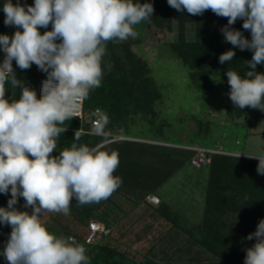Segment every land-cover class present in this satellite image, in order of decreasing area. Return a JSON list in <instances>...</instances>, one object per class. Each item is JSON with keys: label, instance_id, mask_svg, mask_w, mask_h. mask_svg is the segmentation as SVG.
Here are the masks:
<instances>
[{"label": "clouds", "instance_id": "obj_1", "mask_svg": "<svg viewBox=\"0 0 264 264\" xmlns=\"http://www.w3.org/2000/svg\"><path fill=\"white\" fill-rule=\"evenodd\" d=\"M177 11L192 16L211 10L227 18L221 28L224 41L241 51L253 52L245 61L251 71L242 77L226 72L229 98L234 106L264 111V0H167ZM4 24L15 26L14 35H0V193H11L7 207H0V224L11 227L0 255L8 264H89L87 249L74 237L57 236L43 224L45 212L70 214L73 198L80 206L107 200L122 183L114 173L118 153L80 144L75 134L70 147L58 155L57 141L66 131V120L76 117L78 101L102 83L103 57L107 44L135 37V26L150 21L154 7L139 0H34L32 5L5 0ZM241 19L246 38L230 26ZM51 30L43 32L40 28ZM22 29V31L20 30ZM59 41V42H57ZM235 51L219 56V63L232 61ZM13 61L21 70L35 64L47 74L41 94L18 79ZM109 69L111 65L107 66ZM10 89L12 96L7 95ZM19 89V99L14 98ZM103 134V128L94 129ZM241 154H239L240 156ZM238 156V158H239ZM257 172L264 175V155ZM22 197L25 208L15 205ZM255 243L246 249L244 264H264V219L246 239Z\"/></svg>", "mask_w": 264, "mask_h": 264}, {"label": "rangeland", "instance_id": "obj_2", "mask_svg": "<svg viewBox=\"0 0 264 264\" xmlns=\"http://www.w3.org/2000/svg\"><path fill=\"white\" fill-rule=\"evenodd\" d=\"M17 2L25 6L34 4V0H12L13 4ZM139 2L153 4L154 13L150 21L135 26V37L111 41L112 46L117 47L116 52L105 55L110 69L120 70L130 62L141 69L145 64V70L139 72L141 79L145 75L152 79V89L147 95L149 100L153 98V113H141L140 116L130 114L135 130L133 138L128 140L172 149L180 154V161L186 163L178 171L165 159L164 153L158 159L149 157L146 160L148 168L140 179L146 184L141 182L130 186L121 180L122 183L109 200L88 204L98 208L90 224L99 222V219L112 225L110 244L121 256L130 259V264H244L246 249L256 242L255 238L248 240L246 237L256 231L262 219L260 211L251 214L243 207L230 212V218H227L226 211L207 214L206 191L210 168L195 164L194 153L197 154L196 149L201 148L233 157L241 154L239 158L251 160L258 158L248 155H264V111L250 107L240 109L233 105L228 95L230 86L226 72L242 63L247 50L241 51L224 41L221 28L227 25V18L218 17L211 10L192 16L186 10L180 12L170 7L167 0ZM4 3L5 0H0V15L4 14ZM230 27L251 39L250 31L243 29V20L238 19ZM16 30L13 26H6L4 20L0 21V35L12 36ZM49 30L51 24L47 29H39L41 34ZM212 31L217 33L219 41L206 43L205 34ZM199 50L213 52L204 59L208 66L203 61L194 64L189 62L190 58L187 59ZM228 50L235 51L232 61L219 63V56ZM180 51H186L185 54L189 56L182 58ZM4 55L0 49V62ZM15 66L13 61V68ZM22 73L30 77L28 80L35 84L34 90L38 95L40 78L47 74L35 64L30 69L22 70ZM201 73L202 77L195 84L192 74ZM63 127L66 131L60 135L53 155L66 148L60 144L63 140L67 142L70 133L76 132L75 128ZM139 133L142 137L138 136ZM97 146L95 148L99 149ZM126 148L118 155L121 156L119 169L144 162L141 158V161L130 156L125 158L124 155L131 151L128 146ZM133 149L139 151L134 146ZM173 171L174 176L166 180ZM158 183L161 185L158 186ZM249 185L243 183L240 191L251 198ZM152 197H158L160 203L153 204ZM19 200L24 201L22 197ZM24 208L25 201L17 210ZM26 210L29 213L33 211L31 207ZM70 210L69 215L45 212L41 222L46 227L67 229L77 232L84 240L88 239L90 224L88 229L81 221L83 211L77 206ZM246 216L249 218L247 223ZM56 217L60 218V226L55 224ZM108 234L109 230L95 239H102ZM4 246L0 247V251ZM4 259L0 255V263Z\"/></svg>", "mask_w": 264, "mask_h": 264}, {"label": "trees", "instance_id": "obj_3", "mask_svg": "<svg viewBox=\"0 0 264 264\" xmlns=\"http://www.w3.org/2000/svg\"><path fill=\"white\" fill-rule=\"evenodd\" d=\"M4 19L5 15L1 14L0 21ZM13 27L14 29L16 28L15 26ZM208 34H205L207 35L206 43L211 41V43L215 44L217 40L219 41V37L216 35L217 33H215V31H212V33L209 35ZM106 47L107 52L115 54L117 47L114 45L112 46L111 41ZM175 48L177 49V47ZM126 52H128V50ZM185 52L186 51L179 52L182 58L187 55ZM245 52L247 53H244V56L242 55V63L237 64L235 67L230 69L238 71L242 77L246 71H251V69L245 65L244 62L251 60L253 55V52L250 50ZM212 54L213 52L199 50L197 51V54H191L190 56L187 55L189 56L187 59L190 58L189 62H194V64H196L195 62L198 61H203L205 63L206 61L204 59L210 57ZM108 64L109 63L104 56L102 65L104 68V74L101 86L91 90L90 93L85 97L86 110L90 111L101 109L107 114L108 124L105 129L107 135L97 136L80 133L79 130L81 128V122L77 118L73 117L69 120H66L63 126L75 128L76 132L72 134L70 133V137L68 138L67 142L63 140L60 145L64 147H70L75 134H78L80 136V144H85L89 147H96L98 145L97 147H100V150L115 151L118 153V155H121V151L127 149L126 147L128 146V149L131 151H129L128 154H125L124 157H135L139 158V161L143 160L144 162L141 161L139 164H132L133 166L130 168L125 166L122 169L117 168L114 175L118 176L123 181L125 180V182L130 184V186H132V184H140L141 182L143 185L146 184L145 181H141L140 179L143 178L145 170L148 168L146 160L149 157L158 159L164 153L165 159L169 160L171 165L176 166L178 171L182 170L185 167L184 165L186 162L180 161V154L176 153L174 150L163 148L161 146L139 144L137 142L128 140V138H133V132L135 130V123H132L129 118L130 114L132 113L133 115L140 116L141 113L145 115L153 113V107L151 104V100L153 98L149 100L148 96L149 91L152 89V85L150 84L152 79H148L146 75L145 78L141 79L142 75L139 73L145 70V64L142 65L141 69H137L136 66L130 62L128 65H124L125 67L117 71L109 69L107 67ZM205 65L208 66L206 63ZM202 67L204 68V64H202ZM14 70L18 79L24 81L26 86H30L31 88L35 89V84H33L31 80H28L30 78L28 75L25 76L22 73V70L17 66H15ZM256 71L258 73H264V64L257 65ZM202 74L203 73L194 76L192 74V80L195 84H198V80L202 77ZM45 77H47V75L40 78V84L43 80H45ZM136 82H138V84ZM15 91V97L19 98L20 90L16 89ZM8 93L9 96H12V90L10 89V86ZM37 97L39 98V95H37ZM115 136L124 137L125 139L104 144ZM138 136L142 137V134L139 133ZM63 142H65V145ZM133 146L135 149L139 150L137 151L138 153L135 152L136 150L134 151ZM194 155L197 156L196 153H194ZM119 157L121 156H118V158ZM258 163V160L213 154L212 162L210 165H208L210 168V178L208 180L206 191V213L212 214L214 212L222 213L226 211L228 214L227 218H230V212H234L246 207L248 211H251V214L256 210L260 211L261 218L264 219V175L258 174ZM174 173L175 172L173 171L166 180H169L172 176H174ZM243 183L250 184L249 187H251V189H249V195L251 198L246 197V194L240 191V187ZM160 185L161 183H158V186ZM144 188L147 189L148 185ZM116 191L111 196H113ZM256 191H258L259 194H257ZM111 196L107 200H109ZM10 198V192L8 194L0 193V207H7L8 200ZM23 202V200L18 199V203L15 205L16 209L19 208ZM74 206L79 207L81 211H83L84 217L81 219V221L85 223L89 229L90 220L94 219V214L98 208L92 205L89 206L88 204L80 206L73 198L70 209H72ZM21 211L28 212L26 208ZM247 219L249 218L246 216V223ZM97 221L105 224L106 228L109 230V234L105 235L102 239L97 240L96 243L93 244H88L86 240L81 238L80 234L77 232L74 233L70 230L68 231L67 229L57 230L52 229L51 227H47V229L57 236L62 235L64 237H74L78 243L87 249L86 254L89 257V264H130V259H128L126 256H121L119 251L113 249L112 245L110 244L113 226L99 219ZM55 224L59 226L62 224L60 222V218L56 217ZM10 232V226L0 224L1 248L6 244ZM2 262L3 260L1 263Z\"/></svg>", "mask_w": 264, "mask_h": 264}, {"label": "built area", "instance_id": "obj_4", "mask_svg": "<svg viewBox=\"0 0 264 264\" xmlns=\"http://www.w3.org/2000/svg\"><path fill=\"white\" fill-rule=\"evenodd\" d=\"M41 87H42V82L38 90L39 96L41 94L40 92ZM78 103L80 104V108L75 114L76 117L74 118H77L81 122V128L79 132L91 134V135H97L95 134L94 129L97 127H101L103 128V134L97 135V136H106L107 133L105 129L108 124L107 114L101 109H95V110H90V111L86 110L85 109V97L80 99ZM124 139H125L124 137L115 136V137H112L111 140L107 141L104 144L114 142V141H120ZM196 150H197V156L195 157L196 159L194 160V163L198 165H204V166L210 165L212 162V155L215 152L208 150V149H201V148L196 149ZM151 202L157 205L160 203V199L158 197H152ZM90 232L91 234L89 238L86 239L87 240L86 242L88 244H93L97 241L95 237L97 235L106 234L108 232V229L99 222H93L90 224ZM0 264H8V262L4 259L3 262Z\"/></svg>", "mask_w": 264, "mask_h": 264}]
</instances>
